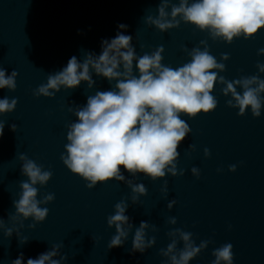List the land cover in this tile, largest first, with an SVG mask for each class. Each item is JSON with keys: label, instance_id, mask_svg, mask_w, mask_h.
<instances>
[{"label": "clouds", "instance_id": "obj_1", "mask_svg": "<svg viewBox=\"0 0 264 264\" xmlns=\"http://www.w3.org/2000/svg\"><path fill=\"white\" fill-rule=\"evenodd\" d=\"M144 22L161 33L179 28L183 22L207 32L213 41L231 44L241 37L253 39L264 29V0H178V3L159 0L158 15H147ZM117 27L114 38L102 39L99 55L81 49L82 60L73 55L65 67L49 73L47 82L34 89L33 96L53 98L61 89L75 90L82 82L91 90L96 84L93 74L107 79L111 85L109 90H97L87 96L86 104L68 108L76 120L66 126L67 143L60 159L89 189L113 180L125 183L131 189V204L136 205L148 190L143 183L127 179L124 173L132 177L143 174L153 182L167 174L183 176L184 169L177 167L178 149L192 129L181 116L195 119L215 111L218 100L212 93L216 84L223 85V95L231 97L226 101L227 106L238 109L239 116H244L249 109L253 117L261 116L264 79L259 74H264V63L257 62L258 74L229 81L219 75L226 71L225 63L211 54L207 40H201L199 46L190 50L181 45L190 60L173 68L163 63L165 49L162 45L138 56L133 36L124 34L128 25L121 23ZM257 55H264V48L258 49ZM229 59L228 54H222L221 61ZM18 75L16 70L8 75L6 69L0 67V89L15 91ZM17 104V98H0V117L12 113ZM5 124L0 119V138ZM10 129L16 132L18 126L13 123ZM189 149L195 151L196 146L189 145ZM203 151L205 158L210 157L208 148ZM18 159L21 175L27 179L20 181L18 199H13L15 211L8 215L12 226H6L0 217V231L8 239L15 233L19 244L24 245L29 241L21 233L24 222L31 218L33 223L28 225L31 229L44 222L49 209L42 205L53 202L55 195L46 193L38 199L37 185H47L53 175L51 170H45L26 154H19ZM228 170L235 172L237 165H230ZM191 173L199 179V168L192 167ZM160 191L166 198L167 180ZM128 199L117 202L114 213L107 217V226L115 229L107 247L110 250L124 246L135 228L130 252L143 254L156 244V237H149L148 230L156 232L158 229L147 221L135 227L126 215L130 206ZM176 203L175 199L170 200L167 208L171 210ZM167 223L176 225V217H169ZM166 235L171 242L166 249H160L159 254L167 258V264H189L212 242L203 240L197 246L193 233L181 228H172ZM181 243L183 246L178 248ZM62 247V244H53L37 258H28L26 264H64L68 257L61 254ZM212 255L215 257L212 264H233V245L225 243L215 248ZM11 264H24V254L21 252Z\"/></svg>", "mask_w": 264, "mask_h": 264}]
</instances>
